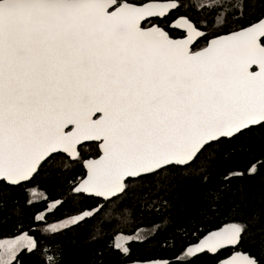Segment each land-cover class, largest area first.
<instances>
[{
  "label": "snow or ice",
  "instance_id": "6c2138e0",
  "mask_svg": "<svg viewBox=\"0 0 264 264\" xmlns=\"http://www.w3.org/2000/svg\"><path fill=\"white\" fill-rule=\"evenodd\" d=\"M181 7L201 19L169 21ZM245 8V0H0V212L7 188L63 168L69 192L97 203L47 231L101 212L124 218L123 197L146 177L187 168L214 145L264 129V11L250 18ZM81 164L86 175L78 178ZM246 231L232 223L211 232L182 247L176 264L234 251ZM133 239L141 235L110 246L128 256ZM24 251L62 264L58 246L46 249L27 232L0 240V264ZM218 264L261 260L234 251Z\"/></svg>",
  "mask_w": 264,
  "mask_h": 264
},
{
  "label": "trees",
  "instance_id": "16d2710c",
  "mask_svg": "<svg viewBox=\"0 0 264 264\" xmlns=\"http://www.w3.org/2000/svg\"><path fill=\"white\" fill-rule=\"evenodd\" d=\"M245 3L250 18L264 11L261 0ZM178 15L201 19L199 12L181 7L168 20ZM203 44L201 41L199 47ZM253 164L257 171L249 174ZM240 172L244 175H232ZM73 173L78 178L83 176L81 165L74 166ZM68 175L63 168L42 169L24 188H7V205L0 212V240L27 232L46 249L58 246L62 264H128L148 259L176 264L178 256L184 259L182 247L196 242L208 231L240 223L247 231L234 251L250 253L264 264V129L253 128L234 140L214 145L187 168L171 167L146 177L123 197L124 218L108 217L101 212L95 219L47 231V226L75 217L97 203L95 199L71 194L66 183ZM230 175L232 178L226 179ZM32 189L40 197L27 203ZM37 214L46 219L35 220ZM137 230L145 231L146 236L129 241L130 255L110 246L116 243L117 236H132ZM231 252L233 249L229 248L218 254L201 253L187 264H215ZM14 264H41L40 253L21 252Z\"/></svg>",
  "mask_w": 264,
  "mask_h": 264
},
{
  "label": "rangeland",
  "instance_id": "374dc122",
  "mask_svg": "<svg viewBox=\"0 0 264 264\" xmlns=\"http://www.w3.org/2000/svg\"><path fill=\"white\" fill-rule=\"evenodd\" d=\"M40 197V194L38 193V192H36L35 190H29V199H31V201H33V200H36V199H38ZM72 218V217H71ZM71 218H66V219H64V220H61V221H58V222H56V223H53V224H51V225H49V226H47L46 228H47V230L48 229H50V228H52L53 226H57V227H59V226H61V225H64L65 224V222H67V221H70L71 220ZM69 225V224H68ZM60 228H63V227H60ZM59 228V229H60ZM141 235V239H143L146 235V232L145 231H143V230H137L131 237H135L136 235ZM6 240H8V239H6ZM133 240H135V239H133ZM117 242H119V243H122L123 242V240H120V241H117L116 240V243Z\"/></svg>",
  "mask_w": 264,
  "mask_h": 264
},
{
  "label": "water",
  "instance_id": "95a60500",
  "mask_svg": "<svg viewBox=\"0 0 264 264\" xmlns=\"http://www.w3.org/2000/svg\"><path fill=\"white\" fill-rule=\"evenodd\" d=\"M81 167H82V169H83V171H84V174H83V175H86V169L83 168L82 164H81ZM226 226H228V225H224V226H221V227H219V228H217V229H214V230H211V231L206 232V233H205L204 235H202V236H201L196 242H194V243H192V244L186 246V248L189 247V246H195V245L199 244L201 240H203L206 236L209 235V233L214 232V231H217V230H219V229H221V228H224V227H226ZM186 248H185V250H186ZM235 252H238V251H235ZM204 253H207V252H204ZM200 254H201V253H200ZM233 254H234V251L231 252L228 256H226V257H224V258H227V257H229V256H232ZM197 255H198V254H197ZM224 258H222V259H224ZM154 260L160 261L161 264H164V262L166 261V260H159V259H154ZM220 260H221V259H220ZM218 261H219V260H218ZM218 261H217L215 264H218ZM128 264H134V262H131V263H128Z\"/></svg>",
  "mask_w": 264,
  "mask_h": 264
},
{
  "label": "flooded vegetation",
  "instance_id": "af4514ba",
  "mask_svg": "<svg viewBox=\"0 0 264 264\" xmlns=\"http://www.w3.org/2000/svg\"><path fill=\"white\" fill-rule=\"evenodd\" d=\"M82 168V167H81ZM82 172H83V174H84V171H83V169H82ZM228 256V255H227Z\"/></svg>",
  "mask_w": 264,
  "mask_h": 264
}]
</instances>
